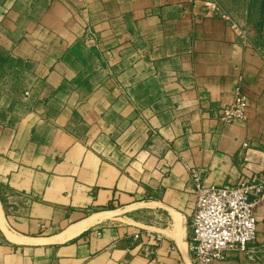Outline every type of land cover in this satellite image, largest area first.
I'll return each instance as SVG.
<instances>
[{
    "label": "crops",
    "instance_id": "obj_1",
    "mask_svg": "<svg viewBox=\"0 0 264 264\" xmlns=\"http://www.w3.org/2000/svg\"><path fill=\"white\" fill-rule=\"evenodd\" d=\"M3 5L16 78L0 110V264H194L188 167L204 184L264 170V0L239 16L219 0ZM238 86L246 119L222 123ZM256 214L264 241V201Z\"/></svg>",
    "mask_w": 264,
    "mask_h": 264
},
{
    "label": "built area",
    "instance_id": "obj_2",
    "mask_svg": "<svg viewBox=\"0 0 264 264\" xmlns=\"http://www.w3.org/2000/svg\"><path fill=\"white\" fill-rule=\"evenodd\" d=\"M210 6L209 16L229 19L215 1L210 2ZM244 34L240 31L241 36ZM83 40L90 47L97 44L96 36L90 30L86 31ZM247 106L248 97L238 86L231 104L219 111L218 119L222 123L243 122ZM243 145L247 146V142ZM188 171L193 194L188 218L193 263L213 264L241 255L264 259V241L257 239V218L252 215L253 203L264 196V170L250 181L239 178L233 184H204L199 169L188 167ZM138 236L136 233L135 237Z\"/></svg>",
    "mask_w": 264,
    "mask_h": 264
},
{
    "label": "rangeland",
    "instance_id": "obj_3",
    "mask_svg": "<svg viewBox=\"0 0 264 264\" xmlns=\"http://www.w3.org/2000/svg\"><path fill=\"white\" fill-rule=\"evenodd\" d=\"M227 6H232L238 16L245 10L246 0H219ZM5 0H0V12L4 7ZM1 22V17H0ZM6 52L0 49V110L6 108L9 103V98L14 94V81L16 78V66L8 62Z\"/></svg>",
    "mask_w": 264,
    "mask_h": 264
},
{
    "label": "water",
    "instance_id": "obj_4",
    "mask_svg": "<svg viewBox=\"0 0 264 264\" xmlns=\"http://www.w3.org/2000/svg\"><path fill=\"white\" fill-rule=\"evenodd\" d=\"M262 201H264V196H263L261 199L255 201V202L253 203V205H252V215H253L255 218L258 217V215L256 214V208H257V206L260 204V202H262Z\"/></svg>",
    "mask_w": 264,
    "mask_h": 264
},
{
    "label": "bare ground",
    "instance_id": "obj_5",
    "mask_svg": "<svg viewBox=\"0 0 264 264\" xmlns=\"http://www.w3.org/2000/svg\"><path fill=\"white\" fill-rule=\"evenodd\" d=\"M95 216L102 217V216H104V214H98V215H95ZM79 230H80V227H77V228H74L72 230L67 231V234L68 235H72V234L78 232Z\"/></svg>",
    "mask_w": 264,
    "mask_h": 264
},
{
    "label": "trees",
    "instance_id": "obj_6",
    "mask_svg": "<svg viewBox=\"0 0 264 264\" xmlns=\"http://www.w3.org/2000/svg\"><path fill=\"white\" fill-rule=\"evenodd\" d=\"M112 207V205H108V208H111Z\"/></svg>",
    "mask_w": 264,
    "mask_h": 264
}]
</instances>
